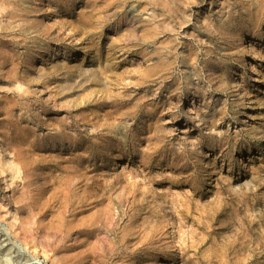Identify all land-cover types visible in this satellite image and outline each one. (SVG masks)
I'll return each mask as SVG.
<instances>
[{
    "label": "rangeland",
    "instance_id": "obj_1",
    "mask_svg": "<svg viewBox=\"0 0 264 264\" xmlns=\"http://www.w3.org/2000/svg\"><path fill=\"white\" fill-rule=\"evenodd\" d=\"M0 264H264V0H0Z\"/></svg>",
    "mask_w": 264,
    "mask_h": 264
},
{
    "label": "bare ground",
    "instance_id": "obj_2",
    "mask_svg": "<svg viewBox=\"0 0 264 264\" xmlns=\"http://www.w3.org/2000/svg\"><path fill=\"white\" fill-rule=\"evenodd\" d=\"M140 79H141V77H140ZM144 79H146L145 76L143 77L142 80H144ZM115 94H113V96L112 95L111 96H100V98L99 97L98 98H95V102L94 103H97V104H100L101 105V104H103V102L105 100L108 99L110 105L111 106H115V108H116L117 106L120 105V102H121L120 99L123 98V97H125V96H114ZM10 133H14V134L17 135V132L16 131H11ZM24 134H26V133H24ZM31 136H32L31 138H29V136H20V137L17 136V137L20 138V139L22 138V140H24V141H21V142H27V146L29 145L30 148H36V149H38V148H40V146H43V142H40L39 141L40 137L37 134L33 133V135H31ZM10 137L12 138V137H14V135H10ZM12 144H14V142H12ZM22 147H23V143H18L14 147V149H15V155L18 158H22L23 157V155H22L23 154Z\"/></svg>",
    "mask_w": 264,
    "mask_h": 264
}]
</instances>
